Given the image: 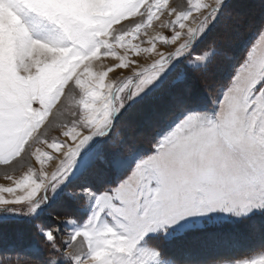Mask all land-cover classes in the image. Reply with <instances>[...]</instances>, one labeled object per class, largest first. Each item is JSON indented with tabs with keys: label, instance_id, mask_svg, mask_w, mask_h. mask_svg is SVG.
Here are the masks:
<instances>
[{
	"label": "snow or ice",
	"instance_id": "snow-or-ice-1",
	"mask_svg": "<svg viewBox=\"0 0 264 264\" xmlns=\"http://www.w3.org/2000/svg\"><path fill=\"white\" fill-rule=\"evenodd\" d=\"M224 2L165 0L159 5L156 0H121L116 4L110 0H0L6 44L14 51L17 65L38 64L43 70L25 78L26 95L15 118L0 108V160L8 165L30 154L39 164V174L30 167L21 177L6 176L11 184L0 185V206L32 202L49 186L55 191L74 170L81 148L94 137L106 139L113 155L121 150L131 155L132 146L114 129L115 116L126 102L161 81L171 64L184 62L201 80L216 111L193 114L177 103L180 115L175 127L161 131L153 141V154L95 197L86 225L68 239L67 257L72 264H179L155 238L166 237L183 223L214 219L221 213L235 217L264 213V26L227 85L210 80L215 65L208 63L214 55L231 60L222 41H213L197 53L201 38ZM159 26L165 29L162 34L148 36L149 27ZM41 31L48 35L40 38L37 33ZM131 36L139 42L131 41ZM117 48L127 53L135 50L147 62L134 59L131 75L110 80V73L118 76L121 72L116 70H128L127 66L117 67L128 64V56ZM105 57L116 63L97 72L95 64ZM134 77L138 83L129 87ZM57 80L77 87L80 103H90V110H82L79 123L74 124L57 117L64 113L61 104L56 105L44 127L58 122L66 129L75 128L76 133L71 138L61 133L63 140L43 137L45 144L60 146L55 155L49 149L44 161L43 150L29 152L36 127L31 109H40L35 102L37 94ZM185 80L181 71L173 84ZM120 84L128 88L124 97ZM68 91L64 88V93ZM56 94H60L59 86ZM35 138H40V133ZM57 157L56 169L48 173L45 163ZM100 159L104 160V155ZM67 222L72 223L70 219ZM45 235L55 248L53 232ZM57 259L50 255L49 264H57ZM250 264H264V255Z\"/></svg>",
	"mask_w": 264,
	"mask_h": 264
},
{
	"label": "rangeland",
	"instance_id": "rangeland-1",
	"mask_svg": "<svg viewBox=\"0 0 264 264\" xmlns=\"http://www.w3.org/2000/svg\"><path fill=\"white\" fill-rule=\"evenodd\" d=\"M110 2L116 4L121 0H110ZM170 2L182 4L184 0H170ZM156 3L163 5L165 0H156ZM262 26H264V0H225L223 8L217 13L216 19L208 25L205 35L197 46V53H200L207 48L209 43L222 41L221 47L231 55V60L228 61L219 55L212 56L208 61L215 65L210 76L214 84L227 85L232 79L249 50L259 40ZM164 30L163 26L149 27L148 36L154 37L162 34ZM37 35L44 38L48 33L41 31ZM130 39L134 43L139 42L135 36H131ZM6 40L3 14L0 13V108L7 109L9 118H15L26 95L23 89L25 78L40 75L43 70L38 64L18 66L15 53L7 46ZM116 51L128 56V64H121L117 67L127 66L128 70H116L121 72L118 76L110 73L107 77L110 80L119 81L131 75L135 71L130 66L134 59L147 62L145 56L138 54L135 50L127 53L117 48ZM115 63L116 60L112 57H105L104 60L95 64V70L102 72L105 67ZM181 71L184 72L186 80L180 85L173 84ZM91 75L89 73V76ZM136 83L138 79L134 77L129 87H133ZM58 86L60 87L59 95L56 94ZM120 87L124 88V85L120 84ZM64 88L66 91L68 88L69 91L64 93ZM186 89H191V91L188 92ZM127 92L128 88H124L120 95L124 97ZM60 95H64L62 102ZM80 100L81 92L77 87L69 85L67 81L61 84L57 80L43 94H37L35 102L41 105L40 109H31L29 105L34 122H36V127L31 133L34 140L29 152L43 150L40 153L41 159L46 161L48 159L46 153L49 149L52 155L60 151L59 145L45 144L43 137L49 140H63L64 136L61 133L68 134L71 138L72 134L76 133V129H66L58 122H52L47 127L44 125L48 118L51 119L49 115L57 104H61L64 113L63 116L56 114L60 120L79 123V113L82 110H90V103L81 104ZM177 103L184 105L193 114L216 111V105L207 94L201 80L184 62L171 64L161 81L141 96L126 102L125 107L115 116L114 129H118L125 143L132 146L131 155L124 153L123 150L113 155L106 139L99 136L94 137L89 144L81 148L77 157L78 162H74V170L71 171L66 182L61 183L55 191L49 186L38 193L32 202L0 206V264H49L50 255L58 257L57 264H72L71 258L66 255L70 235L86 225L95 204V197L103 194L106 188L125 179L141 159L153 154L152 144L159 133L175 127L180 115ZM0 115L3 113L0 112ZM37 133H40L38 139L35 138ZM101 155H104V160L100 159ZM59 159L57 157L52 162L45 163L48 173L56 169ZM30 167L36 168L39 174V164L30 154L8 165L0 160V185H10L11 181L6 176L21 177ZM36 205L39 206L35 207ZM33 207L35 211L32 210ZM258 214L261 213L235 217L221 213L214 219H196L191 223L177 226L166 237L155 238L154 242L158 245L162 244L165 251L171 254L179 264H195V261H203L207 256L219 257L216 255L217 251L213 250L214 248L211 250L212 246H217L213 244L216 242L211 235V230L221 227L229 229L242 222L238 227L244 232L247 231L248 237L233 235L234 237L231 238L235 242L236 250H231L244 252L256 247V252L233 258L231 257L233 251L227 256L231 248L229 245L228 250H223L222 257L225 259L210 264H250L251 260L264 255L263 227L257 225ZM11 218L16 224H9L10 220L12 221ZM69 219L72 223L67 222ZM49 231L55 236V248L46 238L45 233ZM197 232L200 234L197 237L189 236ZM226 257H231V259Z\"/></svg>",
	"mask_w": 264,
	"mask_h": 264
},
{
	"label": "trees",
	"instance_id": "trees-1",
	"mask_svg": "<svg viewBox=\"0 0 264 264\" xmlns=\"http://www.w3.org/2000/svg\"><path fill=\"white\" fill-rule=\"evenodd\" d=\"M256 221L258 223L257 224L258 227H261V228L263 227L262 232H263V237H264V213L258 214L257 217H256ZM9 224H16V223L12 219V221L10 220ZM241 224H242V222L241 223H237L235 226H233V227H231L229 229H224L223 227H221V228H217V229L214 228L213 230H211V232H212L211 235L214 237L215 242H216V243H213V244L217 245L216 247L212 246L211 250L214 248L213 250L217 251L216 255L219 256V257L216 258V257H214L215 255L214 256H207L203 261H199L198 260V261H195L194 263L195 264H210V263H216L218 261H222V259H225V258L222 257L223 250L224 249L226 250L229 245H231V248H230V251H229L230 253H228L227 256L229 254H231V251H233V253H232L233 255L231 256L233 258L236 257V256H239V255H241V256L242 255H251L252 252H254V251L256 252V250H255L256 247L249 248V249H247V251H244V252H240L239 250H238V252L234 251V250H236V246L234 245L235 242H233V239L231 237L233 235L234 236L239 235L242 238H247L248 237V235L246 234L247 231L244 232L242 229H239L240 227H238V226H240ZM198 235H200L199 232L194 233V234L189 235V236L197 237ZM186 238L187 237H185V239ZM211 239H213V238L211 237ZM165 245H167V243H165ZM231 249H234V250H231ZM187 254H189V252ZM207 254H209V253H207ZM231 257H226V258L227 259H231Z\"/></svg>",
	"mask_w": 264,
	"mask_h": 264
}]
</instances>
